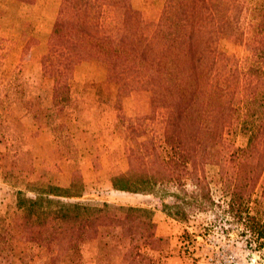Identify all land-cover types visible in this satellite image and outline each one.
Listing matches in <instances>:
<instances>
[{"label":"trees","instance_id":"obj_1","mask_svg":"<svg viewBox=\"0 0 264 264\" xmlns=\"http://www.w3.org/2000/svg\"><path fill=\"white\" fill-rule=\"evenodd\" d=\"M248 4V0H164L158 18L147 20L131 0H62L41 62L61 99L76 61L86 56L105 69L107 83L120 95L143 92L151 111L162 116L169 155H149L148 167L136 165L140 161L130 157L126 170L110 174L113 189L150 194L171 182L187 194L184 186L190 181L193 190L188 195L200 201L191 203L182 196V203L164 209L185 221L191 211L209 208L212 199L204 166L217 165L228 213L260 247L264 244V0L256 7ZM222 34L233 36L251 55L245 68L218 47L217 36ZM235 125L247 135L244 147L227 143L226 135ZM82 191L83 183L75 178L68 187L39 189V198L18 192L13 227L19 237L50 251V260L56 263L76 253L83 241L116 229L125 248V264L153 263L142 250L162 241L153 211L48 198L80 197Z\"/></svg>","mask_w":264,"mask_h":264},{"label":"rangeland","instance_id":"obj_2","mask_svg":"<svg viewBox=\"0 0 264 264\" xmlns=\"http://www.w3.org/2000/svg\"><path fill=\"white\" fill-rule=\"evenodd\" d=\"M61 1L0 0V264H125V248L116 229L83 241L76 253L56 263L51 262L50 251L24 241L14 229L18 192L39 198V189L68 187L75 178L83 183L80 197L48 198L153 211L155 231L162 241L142 249L152 258L150 264H264V244L259 247L227 211L217 165L204 166L212 199L209 208L191 211L185 221L174 219L164 209L182 203V196L191 203L196 200L188 195L193 190L190 181L184 186L187 194L171 182L150 194L112 188L110 174L126 170L130 157L140 161L136 165L148 167L149 155H169L165 124L159 113L151 111L147 94L120 95L107 83L105 69L86 56L76 61L65 98L54 94L53 79L44 75L41 60L49 50L48 37ZM261 1L248 0V7ZM163 3L131 0L147 20L158 18ZM217 44L240 67L252 62L233 36L219 35ZM226 140L244 147L247 135L235 125Z\"/></svg>","mask_w":264,"mask_h":264}]
</instances>
